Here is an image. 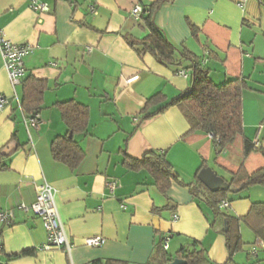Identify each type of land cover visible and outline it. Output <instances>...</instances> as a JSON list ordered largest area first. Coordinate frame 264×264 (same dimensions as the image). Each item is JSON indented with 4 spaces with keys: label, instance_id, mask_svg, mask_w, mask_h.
I'll list each match as a JSON object with an SVG mask.
<instances>
[{
    "label": "crops",
    "instance_id": "crops-1",
    "mask_svg": "<svg viewBox=\"0 0 264 264\" xmlns=\"http://www.w3.org/2000/svg\"><path fill=\"white\" fill-rule=\"evenodd\" d=\"M36 1L47 3L49 10L34 11L32 0H0L2 36L34 46L24 59L25 77L30 74L47 83L40 123L30 140L23 122L26 113L13 96L0 55V95L9 100L0 108V154L7 166L0 170V210L13 213L12 224L2 226L0 245L5 254L35 250L32 256L9 261L2 255L0 264H88L107 259L144 264L164 235H169L167 252L172 256L197 241L213 263H224L225 238L211 229L214 218L207 205L175 182L161 193L147 171L129 170L122 161L124 155L140 158L149 150L165 152L184 183L204 167L228 182L240 165L249 172L264 165L258 150L264 149V5L256 0H245L241 6L231 0H170L154 14L155 24L171 43L185 47L208 67L213 83L238 78L247 85L242 94L243 132L219 150L210 134L190 130L176 106L141 120L147 98L160 93L170 100L189 87V74L178 73H189V61L165 65L153 53L139 54L127 43L126 38L149 33L144 17L156 0ZM135 4L146 11L139 19L130 15ZM191 26L198 30V39ZM21 83L15 87L20 105ZM68 99L89 108L86 132L75 135L84 151L75 169L53 160L50 152L51 140L66 133L55 103ZM245 139L255 147L246 155ZM43 179L54 191L71 244L68 250L45 249L42 221L19 208L34 200L35 185ZM109 180L116 182L111 192L106 188ZM228 201L222 212L244 216L252 203H264V186L230 192ZM239 231L243 246L232 264H264V249L249 253L253 243L263 241L244 224ZM91 236H101L104 242L85 244Z\"/></svg>",
    "mask_w": 264,
    "mask_h": 264
},
{
    "label": "trees",
    "instance_id": "trees-1",
    "mask_svg": "<svg viewBox=\"0 0 264 264\" xmlns=\"http://www.w3.org/2000/svg\"><path fill=\"white\" fill-rule=\"evenodd\" d=\"M57 0H52L56 2ZM170 0H156L148 6V14L144 17V25L149 33L142 38H126L130 47L139 54L149 51L155 55L158 62L165 65H178L179 60L189 61V87L178 96L166 100L160 94H154L147 98L145 106L141 109V120L153 117L169 106H176L187 119L190 130L201 131L210 134L217 149L223 150L243 132L242 94L246 88L243 79L232 78L221 84H215L209 77V69L201 63L200 58L185 47H178L171 43L163 29L154 22V14L164 2ZM191 34L198 39V30L191 26ZM178 55V56H177ZM178 57V58H176ZM21 109L26 115L38 113L43 104V94L47 90L44 79H38L33 75H27L22 80ZM164 102V105L154 111L149 109ZM59 111L61 121L66 127V133L55 136L50 142V152L53 160L75 169L84 158V151L75 139V135L83 134L87 130L89 121V108L87 105L74 99H68L55 103ZM244 155L255 150L251 141L244 140ZM257 150V149H256ZM264 156V149H258ZM122 164L129 170H145L153 179L156 188L165 193L169 186L175 182L186 186L191 195L203 202L211 210L213 221L211 228L218 225L225 238V246L228 257L224 263L232 264L233 255L241 251L243 241L240 234V224L247 226L254 235L264 242V203L254 202L248 213L244 216H232L222 212L219 207L222 199L228 200L229 190L210 191L197 178L189 183H184L177 175L174 168L166 160L165 152L149 150L140 158L124 155ZM7 166L2 163L0 154V170ZM230 187L242 191L250 186H264V165L252 172L240 165L228 181ZM0 226V237H1ZM160 239L153 248L151 255L144 264H167L173 258H180L186 264H217L207 256L205 248L197 241H191V248H181L172 256L162 248ZM34 249H24L17 253L5 254L0 245V256L7 260L32 256ZM88 264H127L115 260H94Z\"/></svg>",
    "mask_w": 264,
    "mask_h": 264
},
{
    "label": "built area",
    "instance_id": "built-area-1",
    "mask_svg": "<svg viewBox=\"0 0 264 264\" xmlns=\"http://www.w3.org/2000/svg\"><path fill=\"white\" fill-rule=\"evenodd\" d=\"M237 5H242L245 0H231ZM260 4L264 5V0H256ZM31 9L38 12H46L49 10V6L45 2H37L32 0L30 4ZM93 12V9L91 8ZM145 8L140 4H135L130 9V15L134 19H139L145 14ZM34 46L28 43H14L10 40L4 38L0 32V55L3 61V66L7 71L9 82L13 89V96L20 105V101L16 95L15 87L19 85L25 77V66L24 59L33 52ZM90 50V47L87 48ZM54 65V64H53ZM178 73L184 77H188V73L185 70H178ZM131 79L126 80L129 82ZM9 100L0 95V108L5 106ZM26 131L28 133L29 139L31 140V131L37 129L39 126V116L38 113H33L30 115H25L23 119ZM116 186L114 180H109L106 182V188L111 192ZM35 198L29 204L21 203L19 205L20 210L23 212H31L34 216L38 217L44 226L46 231V243L44 245L45 249H51L53 247H59L62 249H69L71 244L69 237L65 231L64 225L59 217L58 210L54 201V191L47 181L44 179L37 185H35ZM229 205V201L222 199L219 203L220 208H226ZM13 213L11 211L0 210V226H10L12 224ZM172 219L176 220L177 215L172 214ZM169 235H164L162 237V248L164 250L168 249ZM104 242V238L101 236H91L85 238V244L89 246H99ZM264 249V242L253 243L250 247L249 253L251 255H257L258 251Z\"/></svg>",
    "mask_w": 264,
    "mask_h": 264
},
{
    "label": "water",
    "instance_id": "water-1",
    "mask_svg": "<svg viewBox=\"0 0 264 264\" xmlns=\"http://www.w3.org/2000/svg\"><path fill=\"white\" fill-rule=\"evenodd\" d=\"M76 13V15H78ZM198 180L210 191H227L229 190L231 193L237 192V189L234 187H230L229 183L226 182L222 177L218 176L211 168L204 167L200 169L197 174ZM167 264H186V261L180 258H173Z\"/></svg>",
    "mask_w": 264,
    "mask_h": 264
},
{
    "label": "rangeland",
    "instance_id": "rangeland-1",
    "mask_svg": "<svg viewBox=\"0 0 264 264\" xmlns=\"http://www.w3.org/2000/svg\"><path fill=\"white\" fill-rule=\"evenodd\" d=\"M223 209H224V208H223ZM211 229H212V228H211ZM216 229H217V232H218V233H221V232H220V228H219L218 226H217L215 229H212V230L216 232ZM248 232H249V231H248ZM249 233H250V232H249ZM221 234H222V233H221ZM250 235H252V234H250ZM245 240H247V239L245 238ZM170 252H172L171 249H170Z\"/></svg>",
    "mask_w": 264,
    "mask_h": 264
}]
</instances>
